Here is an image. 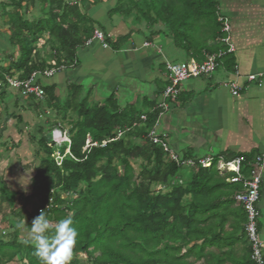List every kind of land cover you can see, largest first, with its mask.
I'll list each match as a JSON object with an SVG mask.
<instances>
[{"label": "trees", "instance_id": "trees-1", "mask_svg": "<svg viewBox=\"0 0 264 264\" xmlns=\"http://www.w3.org/2000/svg\"><path fill=\"white\" fill-rule=\"evenodd\" d=\"M6 1L0 2V16L7 17V43L15 50L17 60L7 68L0 66V80L4 74L27 80L33 73L76 65L77 51L96 30L78 2ZM82 1L91 5L100 2ZM218 5L219 0H115L111 14L130 19L132 34H142L150 41L161 33L186 54L200 57L207 51L208 41L217 42L222 37ZM36 6L38 17L25 19L28 9ZM38 40H44L39 49ZM105 43L111 50L120 48L119 41L111 43L105 37ZM216 44L217 50L222 49ZM43 50L47 59L41 58ZM222 61L228 70L233 69L231 56ZM68 90L69 99L61 107L76 114L66 132L69 148L62 145L61 153L55 149L51 133L58 126L52 124L47 130L40 126L37 143L44 157L33 168L32 194L27 198L11 194L0 182V214L5 204L10 208L9 216L21 218L27 205H32L28 202L35 198L39 206L29 214L32 221L42 211L50 223L71 216L79 237L70 264L78 263L75 256L79 254L85 255L90 264H252L249 247L246 255L243 250L240 257H235V242L223 235L225 215L219 201L240 187L226 184L218 176L215 162L209 169L185 171L158 146L150 144L145 137L157 118V109L140 112L127 106L119 110L112 97L103 105H90L86 96L79 97L78 87ZM43 91L39 103L52 106L53 88L43 86ZM141 117H145L144 122ZM87 140L97 146L83 150ZM67 148L69 155L57 166L52 155L56 151L64 155ZM135 160L142 162L137 175L131 164ZM252 165L245 160L244 175ZM153 186L164 192L153 195ZM15 195L19 199L16 204H22L18 211L12 207ZM62 195L76 197L68 201ZM17 234L16 229L5 240L0 233V264H10L14 259L41 264L34 247L24 244V239L18 242ZM241 239L244 245V231Z\"/></svg>", "mask_w": 264, "mask_h": 264}, {"label": "crops", "instance_id": "crops-1", "mask_svg": "<svg viewBox=\"0 0 264 264\" xmlns=\"http://www.w3.org/2000/svg\"><path fill=\"white\" fill-rule=\"evenodd\" d=\"M74 2H78L94 22L95 29L101 31L111 43L119 41L120 48L103 49L93 42L89 47L77 51L73 68L42 80L41 84L52 87L57 94L65 93L70 87H78L80 97L91 98L90 105H102L112 97L119 110L127 106L140 112L155 110L162 103L161 94L167 85L165 63L178 59L183 60L178 63L201 62L204 54L214 53L218 47L216 40L208 41L207 51L195 57L175 47L172 40L161 33L150 41L142 34L130 33V19L111 14L115 0H100L97 5L82 0ZM33 12H37L34 16L37 18L38 6ZM218 12L228 18L230 23L231 42L235 49L231 56L232 68H237L239 78H235L233 69L228 70L222 61L211 79H196L192 83L186 81L174 100L164 101L167 110L160 117L156 132L166 138L169 149L180 158L222 157L229 160L242 156L253 162L257 156L264 159V81L258 87L246 84L242 78L264 72V0H219ZM160 29L165 31V28ZM145 44L148 46L145 47ZM14 51L6 45V54L0 59L2 68H7L12 60L17 59ZM11 55L14 59L8 58ZM230 80L238 81L241 87L236 97L220 87V83ZM24 98L14 91L0 92V139L3 142L12 140V144L7 147L13 146V143L18 145L17 150L8 149L2 154L5 156L0 161V182L6 178H25V171H33L34 168L29 162L24 165L23 160L18 158L23 142L27 145L31 139L29 131L35 130L33 134H36L40 127L33 120L35 115L41 116L42 109L35 106L29 110L31 103ZM29 153L33 154L31 151ZM258 172L261 182L257 225L264 256V167ZM20 188L9 190L12 194H25ZM27 191L29 194L23 195L25 198L32 194L31 186ZM233 195L219 201L225 215L222 232L235 242L234 256L240 257L243 250L244 255L248 252L245 232L244 245L241 239L246 216L242 207L233 200ZM6 213V210L2 211L0 216ZM30 213L31 209L27 214L24 212L21 218L5 216L7 224L13 222L12 230L20 229L21 239L26 238L31 226ZM211 251L217 252L214 248ZM10 264L23 263L14 259Z\"/></svg>", "mask_w": 264, "mask_h": 264}, {"label": "built area", "instance_id": "built-area-1", "mask_svg": "<svg viewBox=\"0 0 264 264\" xmlns=\"http://www.w3.org/2000/svg\"><path fill=\"white\" fill-rule=\"evenodd\" d=\"M217 22L220 24V33L222 34V37H220L217 42L222 49H219L214 53L204 54L201 62L165 63L164 69L167 76V85L161 94L162 103L157 106V109L159 110L157 118L145 139L150 144L158 146L162 152L168 156L170 161L184 169H209L215 162V170L217 171L218 176L224 178L226 184L237 185L240 187V189L233 195V200L242 207L246 216L244 232L249 247V259L252 264H264L263 247L258 236L257 225L259 219L257 202L259 199V186L261 182L258 171L264 167V159L259 156L255 157L253 165L247 175H244L243 173L245 159L242 156L234 157L229 160H225L222 157L181 160L180 157L176 156L169 149L166 138L160 136L156 132L159 119L163 112L167 110V105L164 101L174 100L178 96L180 84L189 80L211 79L214 72L219 68L222 60L226 56H232L234 54L235 49L231 42L230 23L228 18L219 13ZM93 42L98 43L103 49L108 48L105 43L104 35L98 30L93 32L92 37L85 42L84 46L89 47ZM144 46L146 47L148 45L145 44ZM62 70V68H59L50 69L42 74L33 73L27 80H19L14 75L4 74L2 80H0V91H14L23 97L32 98L38 102L42 101L44 98V91L43 86L42 84H39V81L50 79ZM232 72V75L235 78H239L237 68H233ZM242 79L246 84H254L259 87L264 81V72L246 75ZM220 86L227 89L232 97H236L241 90V87L236 80L224 81L220 83ZM141 120L144 122L145 117H141ZM54 131L55 134L53 133ZM51 139L56 148H59L64 144L68 147L70 144L66 133L59 130L52 131ZM106 143L99 145V147H103ZM96 146V143H90L89 140H87L85 149H90L91 147ZM68 148L67 154L65 152L64 156L65 154L69 155ZM55 154L59 160L55 157L54 162L57 166H60L63 155H60L58 151ZM231 167L232 170H230ZM47 209H49V207L46 208V210Z\"/></svg>", "mask_w": 264, "mask_h": 264}, {"label": "rangeland", "instance_id": "rangeland-1", "mask_svg": "<svg viewBox=\"0 0 264 264\" xmlns=\"http://www.w3.org/2000/svg\"><path fill=\"white\" fill-rule=\"evenodd\" d=\"M67 1L70 2V3H73L76 0H67ZM0 2L7 3L6 0H0ZM10 11H12V10L10 9ZM36 14H37V12L35 13V12H33L32 9H28V11L25 14L26 15L25 19L31 20L32 18H34V16ZM6 22H7V17L0 16V59H2L1 57H3L6 54V45L10 49H12L8 44H6V42L8 40L7 37L9 36L8 28L4 25V23H6ZM43 44H44V40H38V44L36 45V48L39 49L40 46L43 45ZM46 52H47L46 50H43V53L41 54V58L47 59L48 56H47ZM14 54H16L15 51H14ZM181 61H183V60L182 59H178V60H171L170 62L178 63V62H181ZM64 70H66V69H63L62 71H64ZM192 81L193 80H189V82H191V83H192ZM186 83L187 82H183L182 84H180L179 88L182 85L185 86ZM68 91L69 90H67L63 94L54 93L53 98L55 100L54 101L55 103L52 102V106H49V107H47L43 103H39L38 101H34V100L30 99V98H26L25 97L24 99L27 100V102L30 101V103H31V105L29 106V110H32V108H35V106L40 107L42 109L41 110L42 111L41 112V116L38 117L37 115H35V117H34L35 119L33 121H35V123L37 125L43 126L44 128H46L45 130H47L49 126L54 124L55 126L59 127L61 132L66 133L68 131V129L70 128V125L76 119V114H73L71 111H65V109L61 107L65 103V101H67L69 99ZM28 99H30V100H28ZM86 101H87V103H90L92 100H91V98H86ZM58 127H56V128H58ZM33 133H35V130L29 131V136H31V139H29L28 144L26 143L27 145H24V142H23L22 149H21L22 152L19 155L18 159L19 160H23L24 165H26L27 162H29V164H31L34 168H36V167H38V165L40 163V160L44 157V153H42V151L39 149L40 145L37 143V139H38L37 133L36 134H33ZM53 133L55 134V131ZM35 135H36V137H34ZM66 135L68 137L67 133H66ZM47 138H49V136H47ZM23 140L21 139V141H23ZM11 142H12V140L9 141V142L8 141L7 142H3L0 139V161L5 156V154L2 155L3 152H7L6 150H8V149L9 150H15V149L17 150L18 149V145L15 146L14 143H13V146L7 147V145H11L12 144ZM16 144H19V143H16ZM4 145H6V147H4ZM63 147L64 146H62L60 149H58V148H55V149H57L61 153V150H62ZM85 147H86V145L83 147V150H85ZM19 148H20V146H19ZM29 151H31L33 154H30ZM65 152L67 154V149H66ZM55 153L52 155L53 159H55ZM62 157H64V155ZM131 164H132V167L134 168L135 174L137 175L140 172V169H141V166H142L141 165L142 162L140 160H135ZM243 169H244V166H243ZM185 171H188V170L185 169ZM25 173H26V176H27L25 178L24 177L23 178H6V179H4V181H1V182H4L6 184V187H7L6 189H7V191L9 193H10L9 189H11V188L13 189L15 187L16 188L23 187V188H20V189H22L23 192H26V193L22 194V195L28 196L29 193H28L27 189H29L30 186H31V181H32V179L34 177V173L31 170L30 171L29 170L25 171ZM0 185H1V183H0ZM150 191H151V193L153 195H157L159 193L164 192V190L159 188L158 186L157 187L156 186L155 187L154 186L151 187ZM0 194H1V191H0ZM61 197L63 199H66V200L70 201L73 198H75L76 196L73 195V196L67 198V197H64L62 195ZM16 199H17V197L15 195L14 198H13V204L15 206L13 205L12 207H13V209L15 208L18 211L19 208H20L18 205H22V204L19 203L17 205L16 204ZM17 200H19V199H17ZM22 200L20 202H22ZM33 202H35V203H33ZM28 203L32 204V205H27V207L25 208L26 209L25 214H27V212H30V209L32 211L33 209H36L39 206V203L37 202V200L35 198H32L31 201L28 202ZM2 206L4 208V209H2V211H4V212H5V210L7 211L5 216L6 215L9 216L10 208H8L5 204H2ZM16 206H18V207H16ZM22 213H24V211ZM22 213H21L20 217H22ZM0 220H2V223L0 222V227H1L0 228V233L2 234V232H3V234H2V236L4 237L3 239L7 240V239H9L12 236V235L10 236V234L12 233L11 231H14V230H12L11 225H14V224H13L12 221H9L10 224H7V219H6V222H3V215L0 216ZM258 221H259V219H258ZM258 221H257V223H258ZM50 226H55V223H53V222L50 223ZM17 236H18V242H21L22 241V239H21L22 236H21V233H20V229L18 230ZM75 258L77 259V262H78L77 264H90L89 261L87 260L86 256L83 255V254L76 255Z\"/></svg>", "mask_w": 264, "mask_h": 264}, {"label": "clouds", "instance_id": "clouds-1", "mask_svg": "<svg viewBox=\"0 0 264 264\" xmlns=\"http://www.w3.org/2000/svg\"><path fill=\"white\" fill-rule=\"evenodd\" d=\"M78 237L71 216L57 220L53 228L42 211L31 222L23 243L34 247L41 264H70Z\"/></svg>", "mask_w": 264, "mask_h": 264}, {"label": "bare ground", "instance_id": "bare-ground-1", "mask_svg": "<svg viewBox=\"0 0 264 264\" xmlns=\"http://www.w3.org/2000/svg\"><path fill=\"white\" fill-rule=\"evenodd\" d=\"M230 170H232V167L230 168Z\"/></svg>", "mask_w": 264, "mask_h": 264}]
</instances>
